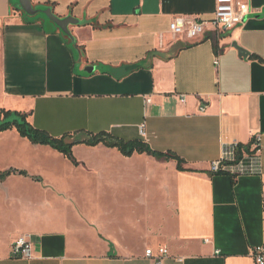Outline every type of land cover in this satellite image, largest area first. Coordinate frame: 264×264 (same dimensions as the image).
Returning <instances> with one entry per match:
<instances>
[{"label":"crops","instance_id":"crops-1","mask_svg":"<svg viewBox=\"0 0 264 264\" xmlns=\"http://www.w3.org/2000/svg\"><path fill=\"white\" fill-rule=\"evenodd\" d=\"M248 2L242 25L188 41L170 21L210 20L215 0H31L79 22L69 27L74 45L46 18L21 14L18 0H0V110L25 113L54 138L141 141L193 171L101 144L73 146L74 165L1 132L0 172L26 176L0 183V264H153L145 251L158 247L169 254L162 264H255L252 251L264 255V0ZM255 136L260 176L208 172L223 143L248 146ZM21 236L29 259L11 253Z\"/></svg>","mask_w":264,"mask_h":264},{"label":"built area","instance_id":"built-area-1","mask_svg":"<svg viewBox=\"0 0 264 264\" xmlns=\"http://www.w3.org/2000/svg\"><path fill=\"white\" fill-rule=\"evenodd\" d=\"M251 13L248 0H215V11L210 20H201L192 15L174 16L169 23V31L176 38L193 41L202 36L208 27L222 33L229 32L242 25ZM214 65H218V59H215ZM179 101L184 103L185 96H179ZM146 102L150 103V100ZM199 111L203 113L205 106H201ZM142 129L141 127V134ZM260 152L259 136H255L248 146H242L236 141L223 143L219 157L209 163L208 172L211 175H225L232 179L260 176L262 174ZM31 247L29 236H21L11 245V253L14 257L29 259ZM252 254L255 264H264L261 248L254 249ZM168 256V250L164 247L145 251V257L153 264H162Z\"/></svg>","mask_w":264,"mask_h":264},{"label":"trees","instance_id":"trees-1","mask_svg":"<svg viewBox=\"0 0 264 264\" xmlns=\"http://www.w3.org/2000/svg\"><path fill=\"white\" fill-rule=\"evenodd\" d=\"M264 62V60H261ZM7 130H15L20 137L27 139L33 145H43L49 146L52 149L61 153L65 158H67L72 164H76L73 159L71 149L73 146L78 144H83L86 146H97L99 144L107 147L117 149L121 155L125 157H130L134 153L146 154L157 160L168 162L173 161L176 163V168L178 171H188L184 168L185 162L176 154L167 152L159 153L150 150L141 141H123L117 139L107 133L91 134V133H81V139H74L73 136H63L61 138H54L50 136L47 132L34 128L28 121L27 115L25 113L0 110V133ZM18 174L26 176L22 171L8 170L5 172H0V183L3 182L9 175Z\"/></svg>","mask_w":264,"mask_h":264},{"label":"water","instance_id":"water-1","mask_svg":"<svg viewBox=\"0 0 264 264\" xmlns=\"http://www.w3.org/2000/svg\"><path fill=\"white\" fill-rule=\"evenodd\" d=\"M18 10L21 14L28 18H33L38 15H43L53 26L60 32L63 37L68 38L72 44L75 45L74 39L69 31L70 26L78 25L79 22L72 17L59 18L53 14L51 9L39 10L35 9L31 3V0H18ZM241 56H245V52L241 49H237ZM92 68H86L85 72L91 73Z\"/></svg>","mask_w":264,"mask_h":264},{"label":"rangeland","instance_id":"rangeland-1","mask_svg":"<svg viewBox=\"0 0 264 264\" xmlns=\"http://www.w3.org/2000/svg\"><path fill=\"white\" fill-rule=\"evenodd\" d=\"M14 2H17V0H14ZM39 17L45 18L43 15H39ZM8 144L4 143V147H6Z\"/></svg>","mask_w":264,"mask_h":264}]
</instances>
